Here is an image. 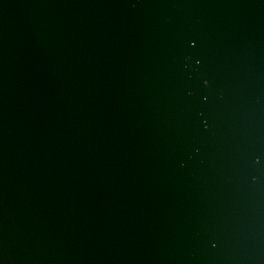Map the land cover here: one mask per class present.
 I'll return each instance as SVG.
<instances>
[{
  "label": "water",
  "instance_id": "water-1",
  "mask_svg": "<svg viewBox=\"0 0 264 264\" xmlns=\"http://www.w3.org/2000/svg\"><path fill=\"white\" fill-rule=\"evenodd\" d=\"M0 264H264V0H0Z\"/></svg>",
  "mask_w": 264,
  "mask_h": 264
}]
</instances>
